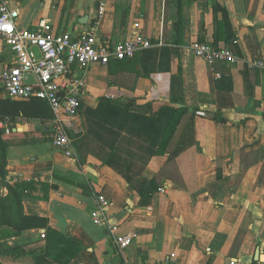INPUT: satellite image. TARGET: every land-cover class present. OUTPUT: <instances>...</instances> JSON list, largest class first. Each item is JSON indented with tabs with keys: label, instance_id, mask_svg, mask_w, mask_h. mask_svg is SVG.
Returning a JSON list of instances; mask_svg holds the SVG:
<instances>
[{
	"label": "crops",
	"instance_id": "1",
	"mask_svg": "<svg viewBox=\"0 0 264 264\" xmlns=\"http://www.w3.org/2000/svg\"><path fill=\"white\" fill-rule=\"evenodd\" d=\"M9 1L19 11L17 23L22 29H38L41 23L46 30L76 35L95 27L103 42L122 41L139 32L173 50L170 71L149 77L134 75L125 67L119 70L115 63L87 70L81 111L69 129L75 158L53 146V113L46 102L41 100L47 108L44 118L6 119L11 131L4 133L7 181L28 184L23 199L27 215L47 218L52 229L82 244L67 264L264 261V0H218L227 7L243 60L263 63L250 69L253 96L245 94L236 63L208 64L190 48L193 41L213 40V0ZM101 2L105 12L99 15ZM14 61L13 52L0 40L1 74ZM218 68H232L235 81L232 106L220 111L211 84L219 77ZM179 71L181 88L178 92L174 87L173 94L172 77ZM173 96L181 97L189 108L218 112L226 122L198 114L195 145L174 161L167 155L151 158L143 172L153 191L146 205L120 174L95 156L94 144L86 143L84 111L106 97L151 103L156 112ZM6 97L0 79V98ZM185 123L186 119L182 127ZM7 192L0 182V194ZM100 194L109 200L106 213L119 226L117 233L133 237L124 249L108 228L93 220ZM42 233L33 229L6 238L4 248L19 247L25 253L4 252L2 264H59L51 255L55 250L46 249Z\"/></svg>",
	"mask_w": 264,
	"mask_h": 264
},
{
	"label": "trees",
	"instance_id": "2",
	"mask_svg": "<svg viewBox=\"0 0 264 264\" xmlns=\"http://www.w3.org/2000/svg\"><path fill=\"white\" fill-rule=\"evenodd\" d=\"M212 11L215 23L213 40L200 41L208 42L215 48L227 47L237 57L236 65L239 66L243 77L244 92L247 96H253L251 68L242 58L227 7L218 0H213ZM218 14L221 16L218 17ZM152 42L157 44L155 40ZM173 57L171 48L153 46L132 58L112 61L109 65L115 63L119 70L125 67L134 75L149 77L154 72L170 71ZM216 72L219 77L211 79V84L212 91L216 94L217 109L220 111L232 106L235 81L232 68H218ZM262 72L264 78V70ZM172 81L173 94H176L174 87H177L178 92L181 88L180 71L172 77ZM41 103V100L35 98H0V118H44L47 108ZM198 111V108L187 107L181 97L175 96L156 112H152L151 103L139 104L129 98L101 97L95 108L88 107L84 111L87 128L85 135L88 138L86 143L91 141L94 144L92 151L95 156L127 181L129 187L139 194L141 203L149 205L153 191L143 176L145 168L153 156L167 155L169 161H174L181 153L195 145V118ZM185 119L186 123L182 127ZM215 120L226 122L218 112L215 114ZM181 128L182 132L176 143ZM7 146L4 130L0 128V182L8 191L5 196L0 194V264L4 252L25 253L19 247L4 248L3 241L33 229L45 233L46 249L55 250L54 254H51L53 259L59 261V264H67L82 250V244L75 238L52 229L47 218L25 213L23 199L27 194L28 184L16 182L11 185L7 181ZM60 245L61 248L58 249ZM47 255H50V252H47Z\"/></svg>",
	"mask_w": 264,
	"mask_h": 264
},
{
	"label": "built area",
	"instance_id": "3",
	"mask_svg": "<svg viewBox=\"0 0 264 264\" xmlns=\"http://www.w3.org/2000/svg\"><path fill=\"white\" fill-rule=\"evenodd\" d=\"M105 12V3L100 4L98 14ZM19 11L9 0L0 1V40L13 52L15 61L1 74L2 91L14 100L39 99L46 102L53 113L51 131L53 146L63 155L75 158L70 130L81 111V98L86 90L85 73L93 66H108L112 61L134 57L139 52L161 46L154 44L143 34L136 32L118 42L99 41L95 27L72 35L67 31L55 33L44 29H22L17 20ZM194 56L214 64L224 61L235 64L237 57L227 48H215L210 43L196 40L190 46ZM260 60L249 63L250 68L261 67ZM6 119L0 118V128L5 134L11 131ZM160 191H165L160 188ZM109 200L102 194L97 197V207L92 213L94 222L109 229L119 248L124 249L133 240L131 234H118L119 226L107 216ZM45 238V233L41 234ZM171 255L170 258H173ZM161 260L152 264H169ZM228 264H241L229 260ZM254 264H264L257 261Z\"/></svg>",
	"mask_w": 264,
	"mask_h": 264
},
{
	"label": "water",
	"instance_id": "4",
	"mask_svg": "<svg viewBox=\"0 0 264 264\" xmlns=\"http://www.w3.org/2000/svg\"><path fill=\"white\" fill-rule=\"evenodd\" d=\"M2 66L0 65V74H1ZM1 79V77H0ZM2 80V79H1ZM198 114L207 118H214L215 114L209 111H198ZM257 259L259 260V253Z\"/></svg>",
	"mask_w": 264,
	"mask_h": 264
}]
</instances>
